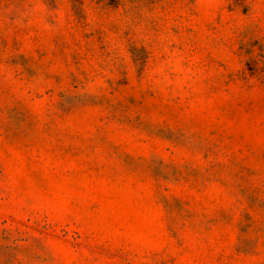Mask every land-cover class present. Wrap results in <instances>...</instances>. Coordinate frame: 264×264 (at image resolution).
Listing matches in <instances>:
<instances>
[{"label": "rangeland", "instance_id": "obj_1", "mask_svg": "<svg viewBox=\"0 0 264 264\" xmlns=\"http://www.w3.org/2000/svg\"><path fill=\"white\" fill-rule=\"evenodd\" d=\"M0 264H264V0H0Z\"/></svg>", "mask_w": 264, "mask_h": 264}]
</instances>
